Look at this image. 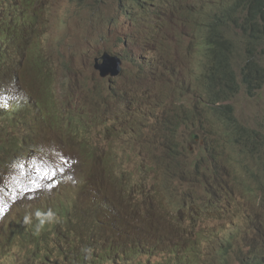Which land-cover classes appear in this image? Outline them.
<instances>
[{
    "label": "rangeland",
    "instance_id": "rangeland-1",
    "mask_svg": "<svg viewBox=\"0 0 264 264\" xmlns=\"http://www.w3.org/2000/svg\"><path fill=\"white\" fill-rule=\"evenodd\" d=\"M211 1L216 7L220 0ZM11 3L0 0V204L16 191L22 202L0 223L21 216L50 223L61 202L83 207L107 234L116 230L106 239L127 247L183 255L194 230L206 239L202 247L210 243L198 264H264V86L241 83L249 57L234 23L229 54L241 85L224 102L232 124L198 102L206 58L195 37V0H149L150 10L128 0H51L41 23L31 30L25 22L23 49L11 44ZM41 7L42 0L30 5L32 13ZM259 43L252 53L264 67V38ZM103 50L121 59L116 76L99 77L94 68ZM40 87L56 93L60 103L49 99L45 106L60 118H40L34 105L17 125L11 113L20 115ZM245 136L246 144L236 141ZM40 151L45 157L28 168L38 174L18 189L9 183L3 173L14 154ZM144 231L153 234L150 244L139 241ZM10 237L0 228V264H54L63 257L77 264L74 257L87 248L75 237L52 241L49 234L46 248L28 256V241ZM99 256L98 264L127 258L103 248Z\"/></svg>",
    "mask_w": 264,
    "mask_h": 264
},
{
    "label": "trees",
    "instance_id": "trees-1",
    "mask_svg": "<svg viewBox=\"0 0 264 264\" xmlns=\"http://www.w3.org/2000/svg\"><path fill=\"white\" fill-rule=\"evenodd\" d=\"M34 1L36 0H12L9 13L12 19H14V25L12 26L13 20L11 19L13 33L10 39L13 41L16 40L12 45H18L22 48L21 42L26 32L25 22L28 23L31 30L33 25L41 23L45 7L50 4L49 2L51 0H42V7L38 13L31 12L30 5ZM128 1L137 2L138 6L142 9H146L145 4L149 0ZM201 1L202 0H195V4H193L194 30L197 31L195 37L196 40L200 42L199 44L206 58V65L202 72V77L199 79V86L202 88L203 92L199 93L198 102L203 99L202 103L206 107L207 113L209 112L208 105H211L213 111L218 114L220 119L229 120L234 124L231 107L224 104V102L228 100L229 95L236 91L241 85L229 54L232 41L236 40L233 36L228 35L229 22L234 23L235 27L241 32L240 41L247 47V56L249 57L240 70L241 83L252 87L259 85L257 81L259 80L264 86V67L256 60V56L252 53V48H254L256 44L261 45L259 41L264 38V0H220L216 7L211 0L200 3ZM12 6L16 8L14 12L12 11L14 8L11 9ZM161 6L162 12L160 13V18L164 19L166 16L163 10V2H161ZM0 20H2V18ZM33 31L35 32L37 30ZM44 78L50 82L52 74L46 73V77ZM50 88L51 87H40L39 93L36 96H31L25 106H21L20 115H17L19 112L16 111L12 113L13 116L11 118L16 119L17 125L22 126L28 121L25 120L27 112L22 110L34 105H36V107H33L37 112L36 116L47 119L52 118L54 120L60 118L56 116L54 107H51V112L48 114V110L45 106L49 99L57 102L56 93ZM200 88L198 87V91ZM193 92L196 91L193 90ZM120 93L125 92L121 91ZM16 108L19 107H14V109ZM78 126L83 129L80 122ZM36 131L35 126L30 132L36 133ZM71 135H76L74 134V130L71 132ZM248 139L249 138L245 136L236 138V141L241 144H246ZM248 172L251 173V170ZM91 203L94 204L93 200H91ZM92 208L91 206L90 210H92ZM82 224V218L75 206L65 213L58 214L57 220L49 225L40 224L39 222L28 224L19 219L8 223L3 229L5 232L11 234L8 241L18 234L22 235V240L28 241L26 246H28L27 252L29 253L28 256H30L35 251L42 252L46 248L48 244L46 238L49 234L51 235L52 241H54L66 234L68 230H70L71 235L76 236L78 240L86 241L87 248H89V246L93 244L94 239L92 236L86 237L84 233L85 228ZM120 247L124 255H136L138 253V251H135L133 248ZM155 252L163 253L162 251ZM200 257V254H193L192 248L184 251L183 255L180 249H176L173 251L168 262L169 264H197ZM99 262L100 256L99 253H97L94 264H98ZM126 264H129V260L126 261Z\"/></svg>",
    "mask_w": 264,
    "mask_h": 264
},
{
    "label": "clouds",
    "instance_id": "clouds-1",
    "mask_svg": "<svg viewBox=\"0 0 264 264\" xmlns=\"http://www.w3.org/2000/svg\"><path fill=\"white\" fill-rule=\"evenodd\" d=\"M10 25H11V23H10ZM103 51H106V50H103ZM106 52H108V51H106ZM101 53H99V54H101ZM108 77H110V76H108ZM102 78H104V77H102ZM166 123L168 124L171 122L168 121ZM173 124H174L175 129H176V125L180 124V121H177L176 123H173ZM195 137H197L196 134L192 135V138L194 139V141L197 140V139H195ZM13 157H14L13 165L10 166L9 169H7L3 174L5 175V177H10L9 183L15 182L17 185V189H18L19 188L18 185L21 181H24V180H26L32 176L35 177L38 174V172H35V170L33 168L29 171H28V168L31 167L32 164L35 161H37L38 159L44 158L45 152H41V151L40 152H29L27 154H22V155L14 154ZM19 196H20V191H16L12 195H10L5 200V202L3 204H0V219L2 220V222H3V220L7 221L9 215L13 212V210H15L19 205H21L22 199ZM91 200H93V202H95L94 198H91ZM91 200L89 201V205H88L89 206L88 210L90 213L96 207V206H93L95 204L91 203ZM75 206L76 205L67 207V206H65V204H63L61 202L59 204H57L55 206V210H54V215L56 216L55 220H57L58 214L65 213V212L69 211L70 209L74 208ZM91 206L93 207L92 210H90ZM76 207L79 211V215L82 218V221H83L82 226L85 228L84 233H85L86 237L92 236V238L94 239V242L91 246H89V248H86V250H84L81 255L79 253L76 254L72 263L94 264V259L96 257V254L99 253V251L102 248L104 249L105 253L107 255L109 253V255L112 258L120 257V256L124 255L121 252L120 246H124L125 248H133V247H127L124 244L115 241L114 239H106L105 238L106 236L114 235L116 233V230L113 229L110 234H107L108 232H110V230L106 231V229H103L100 227V224H96L94 221H90L89 219L85 218V216H84V210L85 209H83V207H80V206H76ZM106 207L109 208L108 205H106ZM38 212H40V210H35L34 214L37 215ZM40 213L42 215H47L48 211H41ZM135 213H136V211L130 210L131 215H134ZM19 219H21L24 223H28V224L29 223L32 224L33 222H39L40 224H45V225H49L55 221V220H53L50 223L45 222V221H43V218H39L38 220L31 218L30 221H26V218L24 216H21L20 218H12L10 221L5 222L4 224H1L2 223L1 222L0 228L3 229V227L5 225H7L8 223L12 222L13 220H19ZM194 233L195 232L193 230V233L190 234V236H189L190 242H189V246L187 249L192 248L193 254H200L201 257H203V255H205L207 253L208 246L210 243L205 241V243L206 242L208 243V246L205 248L202 247L203 240H206V239H198V238H196V234H194ZM63 236L73 237V238L75 237L76 240L78 241L76 236L71 235L70 230H68L66 232V234H64ZM63 236H61V237H63ZM61 237H59V238H61ZM152 240H153V234H151L150 232L144 231V232L140 233L139 241L142 242L144 245L150 244L152 242ZM81 241L85 242L87 244L86 241H84V240H81ZM134 250L138 251V253L136 255H126L127 258H126L124 264H126L127 260H129V264H163L164 262L169 264L168 260H169V258H171V255H172L171 254L169 256V258H167V254L165 251L160 250V249H155L152 247L140 248V249H134ZM155 251H162L163 253L155 252ZM239 253H240V251L237 250L236 254L238 255ZM198 262H199V260H198ZM198 262H197V264H198ZM65 263H66V260H65V257H63L60 262H55L54 264H65Z\"/></svg>",
    "mask_w": 264,
    "mask_h": 264
},
{
    "label": "water",
    "instance_id": "water-1",
    "mask_svg": "<svg viewBox=\"0 0 264 264\" xmlns=\"http://www.w3.org/2000/svg\"><path fill=\"white\" fill-rule=\"evenodd\" d=\"M120 63L121 59L119 56L106 51L94 58V68L99 71L100 77L116 76L120 71Z\"/></svg>",
    "mask_w": 264,
    "mask_h": 264
},
{
    "label": "bare ground",
    "instance_id": "bare-ground-1",
    "mask_svg": "<svg viewBox=\"0 0 264 264\" xmlns=\"http://www.w3.org/2000/svg\"><path fill=\"white\" fill-rule=\"evenodd\" d=\"M13 8H14V6L11 7V9H13ZM10 88H11V87H10ZM2 103H3V102H2ZM59 103H60V102H59ZM0 105H1V104H0ZM2 105H3V106H1V108H2V107H5L4 104H2ZM2 110H3V109H2ZM12 111H13V110H12ZM8 114H9V113H8ZM11 114H12V113H11ZM3 116H5V114H4ZM9 116H10V115H9ZM12 116H13V115H12ZM4 118H6V117H4ZM185 149H186V148H185ZM123 175H124V174H123ZM120 177H121V176H120ZM120 177H119V178H120ZM121 179H122V178H121ZM118 181H119V180H118ZM121 181H122V180H121ZM128 181H129V180H128ZM132 181H133V180H132ZM126 182H127V181H126ZM130 182H131V181H130ZM136 182H137V181H136ZM127 183H128V182H127ZM131 183H132V182H131ZM133 183H134V182H133ZM137 183H138V182H137ZM124 184H125V183H124ZM128 185H129V184H128ZM128 185H127V186H128ZM129 186H130V185H129ZM129 186H128V187H129ZM131 186H132V184H131ZM137 187H138V186H137ZM127 190H128V189H127ZM127 190H126V191H127ZM133 190H134V189H133ZM126 191H125V192H126ZM136 191H137V190H136ZM126 193H127V192H126ZM121 194H122V193H121ZM103 197H104V196H103ZM166 219H168V218H166ZM170 221H171V220H170Z\"/></svg>",
    "mask_w": 264,
    "mask_h": 264
},
{
    "label": "built area",
    "instance_id": "built-area-1",
    "mask_svg": "<svg viewBox=\"0 0 264 264\" xmlns=\"http://www.w3.org/2000/svg\"><path fill=\"white\" fill-rule=\"evenodd\" d=\"M11 29H12V26H11ZM12 33H13V30H11V33H10V34L12 35ZM11 44H12V43H11ZM12 46H13V45H12Z\"/></svg>",
    "mask_w": 264,
    "mask_h": 264
},
{
    "label": "flooded vegetation",
    "instance_id": "flooded-vegetation-1",
    "mask_svg": "<svg viewBox=\"0 0 264 264\" xmlns=\"http://www.w3.org/2000/svg\"><path fill=\"white\" fill-rule=\"evenodd\" d=\"M195 139H197V137H195Z\"/></svg>",
    "mask_w": 264,
    "mask_h": 264
}]
</instances>
